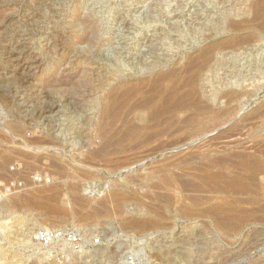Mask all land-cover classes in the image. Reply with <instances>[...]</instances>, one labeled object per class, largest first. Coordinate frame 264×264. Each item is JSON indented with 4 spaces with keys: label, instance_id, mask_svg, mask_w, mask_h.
Listing matches in <instances>:
<instances>
[{
    "label": "rangeland",
    "instance_id": "374dc122",
    "mask_svg": "<svg viewBox=\"0 0 264 264\" xmlns=\"http://www.w3.org/2000/svg\"><path fill=\"white\" fill-rule=\"evenodd\" d=\"M252 3L0 0V264H127L128 256L138 264H264V37L213 51L219 60L203 71L208 89L225 77L247 95L162 153L120 146L97 156L104 139L94 122L111 87L244 35L221 30L220 21L251 16ZM14 58L30 70L20 73ZM52 103L50 116L38 112ZM239 155L259 163L238 166ZM218 158L231 164L207 165ZM164 167L177 189L162 185ZM218 174L245 187H214L210 175ZM215 205L224 214L212 213ZM38 227L75 229L100 245L49 260L28 242Z\"/></svg>",
    "mask_w": 264,
    "mask_h": 264
},
{
    "label": "bare ground",
    "instance_id": "6f19581e",
    "mask_svg": "<svg viewBox=\"0 0 264 264\" xmlns=\"http://www.w3.org/2000/svg\"><path fill=\"white\" fill-rule=\"evenodd\" d=\"M252 2L251 16H242L238 21L230 20L229 18H227L228 20L220 21L221 30H228L236 34L244 32V35H235L221 43L217 42V44L208 46L195 57H188L181 65L172 66L169 70L157 72L154 75H144L141 79L131 84L111 87L107 91L105 104L100 106L101 108L98 109L97 114L95 112L94 122L96 129L99 130L101 134L99 135L104 139L101 145L102 148L97 153L95 152L97 156L112 154L114 149L120 146H126L128 150H140L143 155L162 153L166 148H170L171 145L173 146L175 143L199 133L204 128L202 121L205 117L214 115L221 118L229 114L230 108L228 109L227 107L230 104L239 103L247 95V92L241 87L242 84L236 85L231 81H225V77H218V85L209 90L208 83L205 82L207 76L205 77L203 71L212 61V57L217 58L216 55H212L214 50L245 48L250 46L255 40L264 37V0H252ZM242 14H245V12ZM11 61L18 65L17 70L20 73L30 70L27 62L20 64L17 58L11 59ZM261 92V90L256 92L251 96L252 98H247V101L258 100L262 97L260 95ZM221 104L224 107H221ZM56 108H58V105L52 103L48 106L40 107L38 112L44 115L49 113L48 115L50 116L51 112ZM260 111L252 113L250 118L259 115ZM177 146L175 145V147ZM95 155L94 157H96ZM230 159L232 158L210 160L207 165L224 167L225 164H231ZM237 159L238 166H246L252 169L259 163L255 159L240 157V155ZM234 160L236 159H233V164ZM173 167H178V165L173 164ZM160 174L162 176V185L169 187L170 190L178 188L180 182L175 173L164 167L161 168ZM210 178L217 180L214 187H219L220 184L234 189L245 187V182L243 183L240 179L226 180L227 178L219 174L210 175ZM147 196L149 197V195ZM165 198H167V201L172 199L170 195ZM191 198L193 200L192 203L197 201L196 197ZM180 211L185 214L190 212V210L181 206ZM219 211L221 212L220 214H224L221 206L212 208V213L219 214L217 213ZM155 213L158 214V212ZM29 225L31 227L20 229L21 235L29 236L36 223L33 222ZM139 226L146 227V224H138ZM29 241L33 242L32 237L28 239Z\"/></svg>",
    "mask_w": 264,
    "mask_h": 264
},
{
    "label": "built area",
    "instance_id": "2783aa9c",
    "mask_svg": "<svg viewBox=\"0 0 264 264\" xmlns=\"http://www.w3.org/2000/svg\"><path fill=\"white\" fill-rule=\"evenodd\" d=\"M14 189L13 184L7 187L8 191ZM32 239L49 260L63 256V253H79L84 249H95L100 245L97 237L87 240L75 229L38 227L33 231ZM126 262L127 264H138L136 259L131 256L127 257Z\"/></svg>",
    "mask_w": 264,
    "mask_h": 264
}]
</instances>
